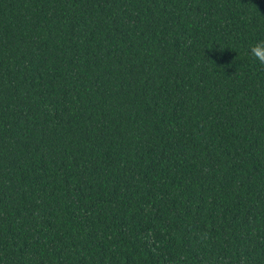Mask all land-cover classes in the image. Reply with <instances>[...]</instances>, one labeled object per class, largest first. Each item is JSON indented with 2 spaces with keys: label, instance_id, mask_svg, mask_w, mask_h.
I'll return each mask as SVG.
<instances>
[{
  "label": "trees",
  "instance_id": "obj_1",
  "mask_svg": "<svg viewBox=\"0 0 264 264\" xmlns=\"http://www.w3.org/2000/svg\"><path fill=\"white\" fill-rule=\"evenodd\" d=\"M264 0H0V264H264Z\"/></svg>",
  "mask_w": 264,
  "mask_h": 264
},
{
  "label": "clouds",
  "instance_id": "obj_2",
  "mask_svg": "<svg viewBox=\"0 0 264 264\" xmlns=\"http://www.w3.org/2000/svg\"><path fill=\"white\" fill-rule=\"evenodd\" d=\"M251 56L261 65H264V41H260L250 48Z\"/></svg>",
  "mask_w": 264,
  "mask_h": 264
}]
</instances>
